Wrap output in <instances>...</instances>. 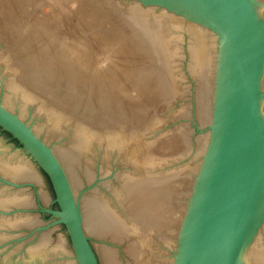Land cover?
<instances>
[{
	"label": "water",
	"instance_id": "95a60500",
	"mask_svg": "<svg viewBox=\"0 0 264 264\" xmlns=\"http://www.w3.org/2000/svg\"><path fill=\"white\" fill-rule=\"evenodd\" d=\"M0 264H264V0H0Z\"/></svg>",
	"mask_w": 264,
	"mask_h": 264
},
{
	"label": "trees",
	"instance_id": "16d2710c",
	"mask_svg": "<svg viewBox=\"0 0 264 264\" xmlns=\"http://www.w3.org/2000/svg\"><path fill=\"white\" fill-rule=\"evenodd\" d=\"M4 134H5V136H7L13 143H15L16 145H19L20 146V144L17 142V140L16 139H14L9 133H7V132H5V131H2Z\"/></svg>",
	"mask_w": 264,
	"mask_h": 264
},
{
	"label": "flooded vegetation",
	"instance_id": "af4514ba",
	"mask_svg": "<svg viewBox=\"0 0 264 264\" xmlns=\"http://www.w3.org/2000/svg\"><path fill=\"white\" fill-rule=\"evenodd\" d=\"M0 132H2L1 130H0ZM12 142V141H11Z\"/></svg>",
	"mask_w": 264,
	"mask_h": 264
}]
</instances>
